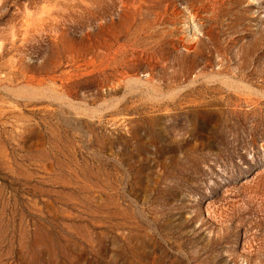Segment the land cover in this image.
Listing matches in <instances>:
<instances>
[{
    "label": "rangeland",
    "instance_id": "obj_1",
    "mask_svg": "<svg viewBox=\"0 0 264 264\" xmlns=\"http://www.w3.org/2000/svg\"><path fill=\"white\" fill-rule=\"evenodd\" d=\"M0 264H264V0H0Z\"/></svg>",
    "mask_w": 264,
    "mask_h": 264
}]
</instances>
